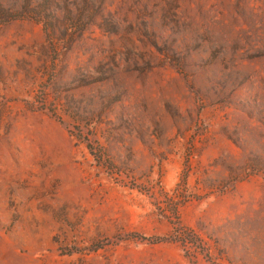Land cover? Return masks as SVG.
Masks as SVG:
<instances>
[{"label": "rangeland", "instance_id": "374dc122", "mask_svg": "<svg viewBox=\"0 0 264 264\" xmlns=\"http://www.w3.org/2000/svg\"><path fill=\"white\" fill-rule=\"evenodd\" d=\"M0 264H264V0H0Z\"/></svg>", "mask_w": 264, "mask_h": 264}]
</instances>
